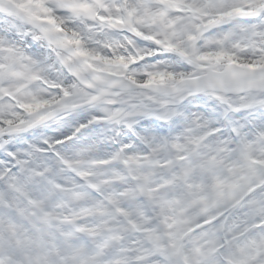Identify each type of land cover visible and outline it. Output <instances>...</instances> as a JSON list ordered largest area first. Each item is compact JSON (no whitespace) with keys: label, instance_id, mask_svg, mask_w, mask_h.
I'll use <instances>...</instances> for the list:
<instances>
[{"label":"snow or ice","instance_id":"obj_1","mask_svg":"<svg viewBox=\"0 0 264 264\" xmlns=\"http://www.w3.org/2000/svg\"><path fill=\"white\" fill-rule=\"evenodd\" d=\"M0 264H264V0H0Z\"/></svg>","mask_w":264,"mask_h":264}]
</instances>
